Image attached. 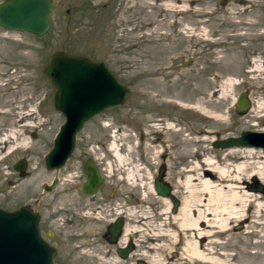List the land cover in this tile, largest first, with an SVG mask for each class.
<instances>
[{"label":"rangeland","instance_id":"374dc122","mask_svg":"<svg viewBox=\"0 0 264 264\" xmlns=\"http://www.w3.org/2000/svg\"><path fill=\"white\" fill-rule=\"evenodd\" d=\"M51 1L49 27L42 35L0 26V109L7 110L0 115V131L17 128V111L31 113L19 123L26 142L7 155L10 144L0 149V155H6L0 160V208L12 210L38 201L40 228L43 232L49 229V242L56 248L53 264H101L99 254L105 249L111 252V248L98 238L100 219L93 220L89 214L75 229L82 233L74 235L68 221H62L66 216L63 209L55 210L67 204L75 182L81 180L83 158L91 156L103 177L101 189L94 193L99 204L107 203L108 195L123 206L138 204V188L129 187L113 170L108 149L112 138L127 134L120 142L133 145L132 155L145 165L148 159L140 145V131L154 124L160 128L157 136L162 140L169 133L163 127L165 122L181 128L182 133L199 129L204 123L190 106L200 91L232 76L238 81L236 97L253 89L263 95L264 78L250 74L254 61H259L258 69L264 72V0H172L171 8L163 7L161 0ZM55 49L103 61L128 88V94L122 103L88 118L75 133L74 148L67 159L49 168L44 154L63 115L53 106L54 87L42 68L45 56ZM247 110L238 113L232 106L226 114L230 124L226 133L214 135V140L238 135L242 129L263 127L260 118L241 121ZM213 141L208 146L214 152L224 149L214 146ZM19 159L25 161L21 171L13 168ZM160 164L164 165L161 179L171 187L164 155L150 169L155 176ZM51 179L57 183L47 192L42 187ZM256 181L249 179L246 184L262 193L259 201H264V189H259L264 185ZM245 222L239 219L231 223L228 247L232 257L239 264H264V226L263 241L253 245L255 237L241 234ZM238 223L241 225L234 228ZM140 253L136 250L125 264H135V255L142 259Z\"/></svg>","mask_w":264,"mask_h":264},{"label":"bare ground","instance_id":"6f19581e","mask_svg":"<svg viewBox=\"0 0 264 264\" xmlns=\"http://www.w3.org/2000/svg\"><path fill=\"white\" fill-rule=\"evenodd\" d=\"M160 4L171 8L173 2L161 0ZM259 67V61H254L251 68L254 72L250 77L264 78L263 68L259 70ZM237 83L234 77L226 76L220 84L199 92L201 95L194 98L190 106L204 123L197 130L182 133L181 128L165 122L163 127L169 133L162 140L157 136L160 128L154 124L140 131V145L148 159L145 165H140L132 155L133 145L120 142L127 134L112 138L108 145L113 170L121 174L120 178L129 187L138 188L140 196L138 204L116 206V214L126 219L120 242H124L126 236L135 235L136 250L141 252L140 258L147 264H239L228 247L232 240L231 223L239 219L246 220L242 235L255 237L251 241L253 245L263 241L264 201H259L263 194L246 182L252 179L264 185V146L253 142L237 143L222 147L224 149L219 153L208 146L216 135L226 133L230 125L226 114L236 98L234 88ZM17 90L15 92L19 93ZM246 98L251 101L247 112L240 117L241 121L264 120V100L258 91L247 92ZM6 112V109H0L1 116ZM29 114L17 111V128L1 129L0 149L10 144L6 155L26 142V137L19 131V123ZM251 124L260 125L257 122ZM256 130L264 131V126ZM6 155H0V160ZM162 155L167 161L168 179L171 180L170 195L179 201L175 211L170 209L169 196L157 193L152 185L154 173L150 168ZM68 175L71 174L68 173L67 178ZM259 189L264 187L259 186ZM99 215L94 217L103 220L104 217ZM99 262L118 263L115 257L102 259V256H99Z\"/></svg>","mask_w":264,"mask_h":264},{"label":"water","instance_id":"95a60500","mask_svg":"<svg viewBox=\"0 0 264 264\" xmlns=\"http://www.w3.org/2000/svg\"><path fill=\"white\" fill-rule=\"evenodd\" d=\"M51 0H1L0 26L5 29L27 31L42 35L49 27ZM42 73L54 87L53 106L63 115L51 146L44 154L46 167L63 164L74 147L75 133L91 116L106 107L122 103L128 88L118 81L107 65L81 54L69 53L63 49L52 50L45 56ZM249 106L245 91L240 92L234 101V110L244 112ZM250 136V140L248 139ZM254 136L255 138H253ZM251 142L264 146V131L242 129L238 135L214 140V146H229ZM25 166L23 159L13 164L21 171ZM83 170L86 173L82 189L91 192L101 184L102 178L91 160L87 157ZM164 165L160 164L152 180L157 193L168 195L171 211H175L178 199L170 195V186L161 176ZM56 179L44 186L49 190ZM38 214L28 204L15 209L0 208V264H53V247L41 237ZM119 219L113 229H119ZM238 223L234 228H238Z\"/></svg>","mask_w":264,"mask_h":264},{"label":"flooded vegetation","instance_id":"af4514ba","mask_svg":"<svg viewBox=\"0 0 264 264\" xmlns=\"http://www.w3.org/2000/svg\"><path fill=\"white\" fill-rule=\"evenodd\" d=\"M246 91H245V95H246ZM261 96L264 99V94ZM87 157H90L93 163L95 164L91 156L88 155L83 158L82 162L80 163V172H79L81 180H77L75 182V185H74L75 190L71 192L72 195L69 196V199L66 202L67 204L64 206L60 205L57 208H55V210H57L58 208L63 209V212L66 216H65V219H62V221L63 220L68 221L70 227L74 231L72 232V234L74 235L82 233L81 231L75 230V229H79L82 226L81 221H83L86 216H89V214H91L90 216H92L93 220L95 218L94 216H97L99 214H100L99 216H103L104 219L103 220L100 219L101 226H100V229L98 230V238L99 240L103 241L104 244L109 245V247L111 248V252L110 251L107 252V250L105 249L101 251L99 256H102V259H108V258L110 259L111 257H115V259L118 262L115 264H125V260H127V258H130V256H132L134 252H136L137 247L135 244V240L137 237L135 235H129V236H126L124 242H120L122 234H123L124 225L126 223L125 217L122 215L116 214V211H115L117 204H120V203H117V200H114L111 195H108V200H107V203L105 204L104 203L99 204L98 201L95 200L94 193L99 191L104 183L103 177L96 164L95 166L102 178V182L100 185L97 186L95 190L91 192L83 191L82 184L86 178V173L83 170V166H84V163ZM56 183L57 181H55V184ZM45 184L47 183H44L42 188H44ZM54 185L50 188V190H45V191L47 192L51 191ZM89 197H92L93 199L90 200ZM129 204H134V203L128 202V204L124 206L127 207ZM37 205H38V201H34L33 205L30 204V206L38 214L37 226H38L39 233L41 237L45 239L53 247L54 249L53 253H55L56 248L54 245H52L49 242V239H48L49 237L52 236L51 232L49 231V229H46L45 232H43L40 228V225H39L40 224L39 223L40 214L38 213V210L36 208ZM49 206L51 207V205ZM117 219H119L120 223H119V229L115 231V229H113V224L114 222L117 221ZM52 220L53 218L51 217V221ZM49 222H50V219H49ZM134 263L135 264H146L145 260L143 258L139 259L138 255L134 256ZM101 264H105V263H101ZM127 264H133V263L130 261Z\"/></svg>","mask_w":264,"mask_h":264}]
</instances>
